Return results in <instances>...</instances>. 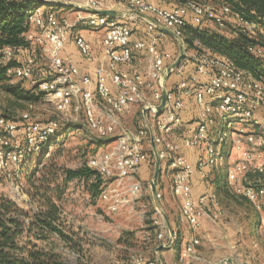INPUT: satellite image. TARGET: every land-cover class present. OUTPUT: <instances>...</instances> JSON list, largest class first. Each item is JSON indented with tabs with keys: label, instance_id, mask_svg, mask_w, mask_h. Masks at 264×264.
Segmentation results:
<instances>
[{
	"label": "built area",
	"instance_id": "1",
	"mask_svg": "<svg viewBox=\"0 0 264 264\" xmlns=\"http://www.w3.org/2000/svg\"><path fill=\"white\" fill-rule=\"evenodd\" d=\"M108 1L123 2L131 13L130 20H135L140 15L150 16L152 20H146L147 38L131 42V25L89 12L104 11ZM214 1L200 3L195 0H179L178 4L163 7L148 0H81L77 3L78 10L74 13V20L62 14L57 6L37 7L28 12V30L24 34L25 40L38 49L42 57L47 58L49 76L41 79L37 87L53 103L57 113L66 115L75 99L80 104L86 123L100 137H108L112 134L113 127L105 125L96 116L97 97L105 109L116 115H123L139 104L149 112L153 121L148 138L152 147L151 154L154 160L157 158L161 163L167 162L166 171L171 177L170 192L180 203V220L193 232L200 227L204 217L217 218L221 211L215 193H204L197 199L192 197L190 179L195 169L179 154L178 146L166 138L180 127L184 96L192 97L198 107L195 132L193 136L182 140L187 149L203 150L196 170L206 178V170L224 165L227 188L248 201L257 215L259 225H264V183H245L250 173L264 177V116L257 113L259 110L264 112V81L254 80L249 73L237 69L226 58L217 57L208 51H192L191 56L184 57L180 65L170 73L181 76L185 62L191 61L194 64V76L181 78L170 91H165L163 113L156 115V107L162 100L163 78L175 61L170 53L163 52L158 46L164 37V31H170L173 36L181 39L182 29L188 23L196 27L211 23L223 28L231 10L226 5H216ZM233 17L241 32L252 34L256 30L255 23L246 22L238 15ZM82 25L89 30L101 32V47L106 63L96 67L92 76L80 75L71 59L62 55L65 44L71 37L80 55H90L91 46L82 35L77 33L72 36L73 30ZM143 51L150 62L145 73L118 70V65L131 64L134 54ZM247 51L254 56L264 55L260 47L250 46ZM15 53L12 47L2 48L0 66L11 62ZM36 66V59L27 56L19 66L7 69V75L12 79H28L33 76ZM198 77L206 80L199 81ZM145 92L150 93L151 101L145 100ZM231 121L248 124L255 131L245 134L244 142L235 141L228 145V130L233 128ZM60 124L58 119L40 121L36 115L28 113L21 114L18 120L0 115V174L27 164L50 140L57 138ZM218 127L222 128L215 133L214 140L209 131ZM145 136L144 131H139L137 135H119L113 142L115 147L112 151L98 158H91L87 163L103 179L99 198L108 204L111 212L132 204L141 192V185L134 177L148 161V154L142 148ZM228 147L227 154L225 150ZM232 151L238 155L237 161H229L228 155ZM126 181H131L127 197L120 194V187ZM153 197L160 200L162 192L157 189ZM153 222L157 228L156 238L166 244H173L176 232L172 231L170 239L162 219H155ZM199 245L197 238H190L180 248L179 260L196 258ZM132 264L158 263L135 258Z\"/></svg>",
	"mask_w": 264,
	"mask_h": 264
},
{
	"label": "rangeland",
	"instance_id": "2",
	"mask_svg": "<svg viewBox=\"0 0 264 264\" xmlns=\"http://www.w3.org/2000/svg\"><path fill=\"white\" fill-rule=\"evenodd\" d=\"M53 1L65 3L70 0ZM162 2L168 4L173 0ZM61 13L74 20L71 12L63 10ZM77 33L80 34L78 31ZM24 57V52L17 53L15 61L21 62ZM80 57L82 58V55ZM37 59L36 70L47 71V58L37 54ZM35 73L28 79H10L8 83L11 86L20 84L25 91L37 95L40 92L37 87L38 76ZM23 113L36 115L40 121L58 119L61 123L60 132L41 156L38 153L18 169L12 168L0 174V203L7 201L15 205L26 215L24 222L28 225L34 215H38L41 210H47L43 207L46 202L41 200L40 195L35 197V189L31 185L34 183L42 193L46 191L50 202L58 207L56 224L68 240L64 242L47 230L39 234L45 237L44 239L37 238V230L33 227L29 234L23 232L19 238V246L29 243L28 247L33 250L37 248L36 250L57 253L72 264H132L135 258L155 260L158 264H229L228 260L235 263L264 264V225H259L257 215L249 202L226 188H214L215 179L224 173L221 168L214 169L205 181V186H213L215 189L220 216L211 219L204 217L196 231L189 230V237H195L200 242L196 258L180 261L179 252L174 251L164 255L161 252L155 254L154 247L159 240L155 239L157 228L153 221L162 219L165 224L160 213L162 209L177 214L180 211V203L169 189L171 177L166 171L167 162H160L155 185V191L157 183L162 185L159 187L162 198L151 199L155 161L148 138L153 121L142 104L131 107L123 115H116L105 109L97 97L96 116L105 125L113 127L110 136L100 137L93 127L86 123L80 104L75 99L69 111L63 115L57 113L53 103L44 94L38 96L34 102H25L0 90V114L18 120ZM257 113L264 116L263 111L259 110ZM231 122L233 128L228 130V145L235 141L244 142L245 134L255 131L248 124ZM220 130L219 127L210 129V137L215 140V133ZM139 131L146 132L142 148L148 154V164L144 175H141L140 168L138 175L134 177L141 185V192L132 204L111 212L108 204L100 200L99 196L93 198L89 188L82 185L81 181H65L63 170L87 165L91 158H98L112 151L117 136L124 133L137 135ZM166 138L171 141L169 136ZM228 149L229 147L225 150L226 153ZM229 155L230 162L237 161L238 155L234 151ZM99 179L101 189L103 179L100 175ZM130 183L131 181H126L121 185L122 196L127 197ZM185 229L186 226L181 223L177 233L179 238H183Z\"/></svg>",
	"mask_w": 264,
	"mask_h": 264
},
{
	"label": "trees",
	"instance_id": "3",
	"mask_svg": "<svg viewBox=\"0 0 264 264\" xmlns=\"http://www.w3.org/2000/svg\"><path fill=\"white\" fill-rule=\"evenodd\" d=\"M204 1L206 0H202L200 3ZM196 2H199V0ZM214 3L216 5H226L231 10L224 27L218 28L211 23L196 27L188 23L182 29L181 36L185 49L196 53L208 51L217 57L226 58L237 69L249 73L254 80L264 81V55L254 56L247 51L248 47L252 46L260 47L264 53V0H215ZM35 8H37L36 0H0V50L4 47H12L16 51L15 55L24 52V59L27 56H32L38 63L37 54L41 56V53L24 38V34L28 30V12L33 11ZM233 15H238L240 19L246 22L255 23L257 28L254 33L245 34L241 32ZM22 61L17 62L14 58L6 66H0V90L19 100L34 102L38 96H42V92L39 91L40 93L34 95L30 91H25L20 84L11 86L8 83L12 78L7 75V69L19 66ZM34 73L38 76V82L49 76L48 70L35 69ZM0 115L15 120L4 114ZM54 140H50L42 148L39 156L46 152ZM219 168L223 170L224 175H220L218 179H215L214 188L216 190L226 188L229 191L224 177L225 167L221 166L215 169ZM213 170L209 169L206 180ZM62 172L66 182L81 181L82 185L89 188L93 198L99 196L101 184L99 173L90 168L88 164L82 165L81 168L66 169ZM245 183L250 185L262 184L264 183V177L250 173ZM31 185L35 189V197H38L39 194L41 200L46 202L42 206L46 207L47 210L45 212L41 210L38 215H34L31 222L26 225L24 222V219H27L26 215L17 209L15 205L7 201L0 203V264H72L57 253L36 250L37 248L33 250L28 247L29 243L19 246V238L23 232L29 234L33 227L37 230V238L44 239L45 237L39 236V234L47 230L54 236L60 237L64 242L68 240L56 224L59 216L58 207L50 202L46 196V191L42 193L39 187L34 186V183H31ZM215 189L212 188V193L216 194ZM177 233L172 245L175 253L179 252L182 243L181 237L179 238ZM155 249L156 247H154Z\"/></svg>",
	"mask_w": 264,
	"mask_h": 264
},
{
	"label": "crops",
	"instance_id": "4",
	"mask_svg": "<svg viewBox=\"0 0 264 264\" xmlns=\"http://www.w3.org/2000/svg\"><path fill=\"white\" fill-rule=\"evenodd\" d=\"M36 1H37L38 7L40 6L42 8H49L52 6H57L56 8L59 9L60 12L63 10L64 11L66 10V11L71 12L74 15L75 11L78 10L77 3L81 0H70L65 3H60L61 1H53V0H36ZM148 1L150 3H155L163 7H170L172 5L179 3V0L177 1L173 0L172 3L170 2L168 4H165L164 2H162V0H148ZM200 1L202 0H199V2ZM81 10H83L84 12H88L86 9L81 8ZM104 11H110L112 13L111 15L112 18L118 21H121V22H126L129 25H131L132 27V33L130 37L131 42H135V41H139V40L147 38V21L152 20L150 16L140 15L135 20H130L129 16L131 13L128 11V9L123 4V2L108 1ZM80 28H82V30H79ZM209 28H212V27H209ZM161 30L163 31V29ZM77 31L82 35V37L86 40V42L90 44L91 46L90 55L88 57H85V56H82V58L80 57L75 47V44L73 42V37H71L66 42L65 47L62 51V55L64 58L71 59V61L78 67L80 75L92 76L96 67H98L99 65H104L106 63V60L103 55V50L101 47V32L89 30L85 26L82 25L73 30L72 36L77 34ZM158 46L163 52L170 53L174 57V60H176L177 56L180 55L181 49L183 50L185 58L190 57L192 54L191 50L185 49L182 43V40L173 36L170 31H164V37L159 41ZM185 63L186 65L184 66V70H183L184 72L181 76L175 73H170L168 77L163 78V81L161 84L162 93L163 91H170L174 87V85H176V83L181 80V78H188V77L194 76L195 74L194 64L191 61H186ZM149 64H150L149 57L147 56L146 52L143 51V52L134 54V59L131 64L118 65L117 68L119 71H127L129 73L143 74L147 71ZM197 79L199 81L206 80L203 77H198ZM172 84H174L173 87L171 86ZM108 85L112 87L110 83H108ZM112 90H114L113 87H112ZM144 98L146 101H151L150 93L145 92ZM183 103H184V108L180 113V118H181L180 127L177 129V131H175L174 133H171L169 135V138L171 139L173 143H175L178 146L179 154L182 155L188 161V163L195 169L194 170L195 172L190 179V186H191L192 197L194 199H197L200 195L204 193L212 192L213 190L211 187L208 188L209 185L205 186L206 179L203 178L200 175V173L196 170L197 163L203 155L202 148L187 149L182 144V140L184 138L193 136L196 125H197V116H198V107L195 103V100L192 97L184 96ZM149 147L152 150L151 144H149ZM229 156L230 155H228V158ZM147 164L148 162L145 163L141 167V175H144L145 172H147ZM208 171L209 170H206V175ZM160 186L162 185H160V183H157L156 189H159ZM170 188H171V183H170L169 189ZM151 199L152 200L154 199L152 193H151ZM161 212H162V216L164 218L165 224H166L167 234L169 235V230H172L173 232H178V229L181 227V223H182L180 220V211L177 214L175 213L172 214L171 211L162 209ZM222 227L225 228L224 225H222ZM187 229L188 228L186 226V229L183 230L184 235H183V238L181 239L182 240L181 247L183 244L189 242L191 238L189 237L191 236L189 234L190 231L189 229L188 230ZM225 234H227V232ZM161 246L162 248L158 250V248ZM165 246H166V243H164L163 241H158V244L155 246L156 249L154 250L155 254H158L159 252H161L164 255L165 253H169L173 251L171 245L168 248H166Z\"/></svg>",
	"mask_w": 264,
	"mask_h": 264
},
{
	"label": "water",
	"instance_id": "5",
	"mask_svg": "<svg viewBox=\"0 0 264 264\" xmlns=\"http://www.w3.org/2000/svg\"><path fill=\"white\" fill-rule=\"evenodd\" d=\"M91 14H97L99 16H109L111 17L112 13L110 11H89ZM112 18V17H111ZM184 59V53H183V50L181 49L180 50V55L176 58V60L174 61V63L167 69V72H166V76L165 77H168L170 75V72L177 68L181 61ZM165 103H166V92L163 91L162 93V100H161V103L159 106L156 107V115H160L163 113V110H164V106H165ZM159 168H160V161L156 158L155 159V170H154V175H153V181H152V184H151V192L152 194L154 195L155 193V185H156V179H157V176L159 174ZM171 236H172V230H169V238L171 239ZM170 246L169 243L166 244V248H168ZM162 248L159 247L158 250H160ZM228 263L229 264H247V263H235L233 260H228Z\"/></svg>",
	"mask_w": 264,
	"mask_h": 264
}]
</instances>
